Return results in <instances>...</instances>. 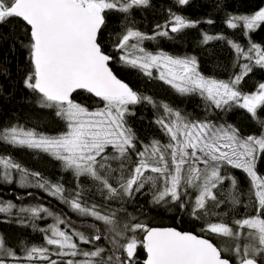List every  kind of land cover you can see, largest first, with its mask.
<instances>
[{
	"label": "snow or ice",
	"instance_id": "snow-or-ice-1",
	"mask_svg": "<svg viewBox=\"0 0 264 264\" xmlns=\"http://www.w3.org/2000/svg\"><path fill=\"white\" fill-rule=\"evenodd\" d=\"M188 2L177 0L179 5ZM148 4L149 0H0V24L18 19L27 33L25 47L32 70L25 78V87L37 94V107L52 110L56 118L66 123V130L56 136L20 125L0 127V143L49 155L61 162L66 171L71 170L77 181L81 177L89 178L110 201L132 198L148 186L154 204L178 202L181 209L189 208L192 217L204 221L202 233L227 238L231 246L221 248L203 235L175 228L148 227L126 213L122 220L117 215L119 209L101 214L97 205L82 202L79 184L73 193L66 195L63 184L51 183L39 172H30L10 157L0 156L5 181H12L15 170L20 173L22 187L43 189L80 216L94 218L104 225L103 229L96 228L91 235H85L75 229L62 230L60 225L70 227V221L57 216L56 222L43 230L51 233L46 236V244L54 246V252L50 253L48 247L33 246L25 249V257L20 258L4 246L0 237V257H10L15 264L35 260L47 264H137L138 249L142 248L146 253L143 264H232L223 255L225 251L235 258V264H264V179L254 171L257 154H264V122L257 115V110L264 106V83L252 94H242L237 85L252 70L249 64L241 65L242 74L228 81L206 77L198 70L196 57L148 52L140 45L155 36L127 30L115 45L123 53L119 57L123 63L139 68L148 76L155 68L159 79L178 93L198 94L217 109L236 104L261 126L259 136L242 138L232 125L192 120L163 105L166 118H158L156 123L167 142L152 139L147 144L139 142L138 148L137 138L126 126L124 117L126 113L133 114L129 105L153 102L113 74L109 68L113 57L105 52L102 41L106 11L127 13L133 7ZM234 20H242L245 28L255 29L264 22V8L251 16L230 18L228 24L232 28L237 27ZM170 24L171 33L194 26L176 14L172 15ZM155 35L168 37L169 32ZM216 38L205 34L203 42ZM133 39L136 43H130ZM232 46L250 61L251 53L255 52V65L264 68V51L259 45L251 44L247 52L237 44ZM77 90L93 94L103 107L89 111L74 102L72 95ZM240 100L243 102L239 103ZM109 148L111 153L107 151ZM110 161H120L119 167L114 168ZM226 166L243 170L251 177L252 186V214L233 220L231 225L211 219L217 215L213 209L222 204L227 202L236 207L241 203L235 178L221 174ZM225 179L231 181L233 192L220 198L218 185ZM16 208L11 201L0 202V213H11ZM18 213L30 214L33 219L42 218L41 213L53 215L43 206L20 207ZM102 238L108 240L111 248L96 244ZM81 244H91L94 250H85ZM53 255L70 258L58 261L52 259ZM0 264H6V260L0 258Z\"/></svg>",
	"mask_w": 264,
	"mask_h": 264
},
{
	"label": "trees",
	"instance_id": "trees-1",
	"mask_svg": "<svg viewBox=\"0 0 264 264\" xmlns=\"http://www.w3.org/2000/svg\"><path fill=\"white\" fill-rule=\"evenodd\" d=\"M261 8H264V0H189L186 5H179L177 0H149L147 6L133 7L127 13L106 11L102 43L105 52L113 57L109 62L110 69L132 90L142 97H150L153 102L141 101L136 105H129L130 113L133 114L126 113L124 117L126 126L131 128L137 138L138 148L141 147L139 142L147 144L152 139L160 140L161 143L167 142V137L156 123L158 118H166L163 105L192 120H211L216 124L232 125L242 138L249 135L259 136L261 126L246 109L236 105L217 109L198 94L178 93L171 85L160 80L153 69L152 75L148 76L139 68L123 63L119 58L123 53L115 47L118 39L129 29L147 37L155 36L154 39H145L140 46L154 54L162 51L173 57H196L198 70L204 76L217 80L228 81L235 75L242 74L241 65L246 61L252 70L243 77L237 88L242 94H250L258 90L260 83H264V68L252 64L253 59L250 61L243 55V59L237 56L232 45L237 44L248 51L251 44H257L261 51H264V22H260L255 29L248 30L242 20L235 22L236 28L230 27L228 20L232 17L253 15ZM173 14L193 22L194 26L171 33L168 30V22ZM158 25L160 27H157ZM161 31H168L169 36L155 35ZM205 34L218 38L204 43ZM27 42V33L20 20L9 19L0 24V127L20 125L45 135L56 136L66 130V123L56 118L52 110L37 107V94L24 84L26 76L32 70L29 51L25 47ZM130 43H136L135 39ZM72 99L88 110L103 107L99 98L95 99L85 92L73 94ZM257 115L259 121L264 122V106L257 110ZM107 151L111 153L112 149ZM0 156L10 157L30 172H39L51 183L63 184L66 195L73 193L79 184L82 202L89 206L97 205L101 214H111L119 209L117 215L122 220L126 218V213L148 227L175 228L182 232L203 235L221 248L227 249L231 246L232 242L227 238L202 233L201 226L204 221L192 217L189 208L181 209L178 202L154 204L148 186L132 198L110 201L89 178L81 177L77 181L73 172L66 171L61 162L38 150L0 143ZM257 157L254 171L264 178V154L258 153ZM110 163L114 168H118L120 161ZM221 174L235 178V187L241 203L236 207L227 202L222 204L220 208L213 209L217 215L211 219L212 222L223 221L231 225L233 220L253 212L251 179L243 170L231 166L224 167ZM29 180L32 178L29 177ZM112 183L115 185L114 180ZM218 190L221 193L220 198H226L229 192H233L231 181L225 179L218 185ZM252 191L254 192V189ZM8 201L14 203L17 208L11 213H0V237H3L4 246L12 249L20 258L25 257V249L33 246L51 248L46 244L49 232L43 230L56 222L53 215L70 221V227L60 225L65 230L75 229L85 235H91L96 228H104L102 222L80 216L58 197L49 195L43 189L35 186L22 187L16 178L12 177V181L7 182L0 175V202ZM35 206L46 207L53 215L41 213L42 218L33 219L30 214L18 213L20 207ZM96 244L106 249L111 248L107 239L102 238ZM80 246L85 250H94L91 244ZM223 255L235 264V258L230 253L225 251ZM0 258L6 261L11 259ZM69 258L52 256V259L58 261ZM144 258V251L139 248L137 264H143ZM39 264L47 262L41 261Z\"/></svg>",
	"mask_w": 264,
	"mask_h": 264
},
{
	"label": "rangeland",
	"instance_id": "rangeland-1",
	"mask_svg": "<svg viewBox=\"0 0 264 264\" xmlns=\"http://www.w3.org/2000/svg\"><path fill=\"white\" fill-rule=\"evenodd\" d=\"M248 16H251V15H248ZM172 18V17H171ZM171 20V19H170ZM236 21H238V20H235L234 21V23L236 22ZM244 23V22H243ZM168 25L169 26H171V24H170V21L168 22ZM248 30H250V29H248ZM233 49H234V51H235V53H236V55L237 56H239V57H241L242 59H243V57H242V55L243 54H238L237 52H236V49L233 47ZM244 52H247V51H245V50H243ZM137 55H139L140 53H136ZM251 55H252V57H253V61H252V64H255V52H253V53H251ZM244 56V55H243ZM245 57V56H244ZM246 58V57H245ZM246 63V61L243 63V64H245ZM242 64V65H243ZM247 64H248V62H247ZM241 69H242V67H241ZM153 70H155L156 71V73L158 74V76H159V71L157 70V69H153ZM250 94H252V93H250ZM243 101L242 100H240V102L239 103H242ZM233 105H236V104H233ZM236 106H238V105H236ZM89 111H95V110H89ZM3 171H4V169H3V167L2 166H0V175L3 177ZM12 177H14V178H16L18 181H20V173L19 172H17V171H15V170H13L12 171ZM250 179H251V177H250ZM261 179H264V178H261ZM57 217V216H54L53 215V219H54V222H55V218ZM63 227H61V229H62ZM62 230H65L64 228L62 229ZM66 231H70V229H67ZM49 235H51V233L49 232ZM75 238V237H74ZM50 250V253L51 252H54L56 249H55V247L54 246H51V248L49 249ZM54 256V255H53ZM21 258H23V257H21ZM39 263H41V261H39V260H35V261H33V262H27V261H24V264H39ZM6 264H15V261L11 258L9 261H6Z\"/></svg>",
	"mask_w": 264,
	"mask_h": 264
},
{
	"label": "water",
	"instance_id": "water-1",
	"mask_svg": "<svg viewBox=\"0 0 264 264\" xmlns=\"http://www.w3.org/2000/svg\"><path fill=\"white\" fill-rule=\"evenodd\" d=\"M170 27L171 26H169L168 27V30L170 31ZM171 32V31H170ZM110 62V61H109ZM110 68V67H109ZM111 70V69H110ZM112 71V70H111ZM114 74V73H113ZM115 75V74H114ZM117 77V76H116ZM118 78V77H117ZM119 79V78H118ZM120 80V79H119ZM123 82V81H122ZM77 92H85V93H87L85 90H77L76 92H74L73 94H75V93H77ZM87 94H89L91 97H93V98H95V99H98L97 97H95L93 94H90V93H87ZM73 96V95H72ZM144 251V250H143ZM144 255H145V258H146V253H145V251H144ZM144 258V259H145Z\"/></svg>",
	"mask_w": 264,
	"mask_h": 264
}]
</instances>
